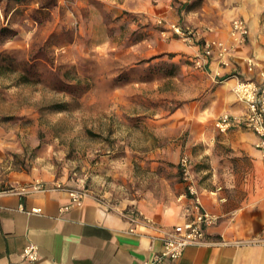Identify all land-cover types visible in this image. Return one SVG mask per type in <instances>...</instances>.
Listing matches in <instances>:
<instances>
[{"label":"rangeland","instance_id":"374dc122","mask_svg":"<svg viewBox=\"0 0 264 264\" xmlns=\"http://www.w3.org/2000/svg\"><path fill=\"white\" fill-rule=\"evenodd\" d=\"M207 2L0 0V180L64 176L115 205L174 200L180 161L173 173L151 150L163 118L220 83L186 49Z\"/></svg>","mask_w":264,"mask_h":264},{"label":"crops","instance_id":"0c3cea01","mask_svg":"<svg viewBox=\"0 0 264 264\" xmlns=\"http://www.w3.org/2000/svg\"><path fill=\"white\" fill-rule=\"evenodd\" d=\"M205 7L203 17L193 19L201 37L194 46L186 44L194 56L206 40H229L238 17L247 22L250 35L230 65L221 68L215 89L209 79L212 88L204 104L176 109L167 128L165 118L157 124L163 139L151 152L157 165L173 164V173L183 155L191 158L204 205L219 216L207 228V243L188 246L179 258L155 261L164 247V231L194 218L183 196L185 182H176L175 199L167 204L115 205L94 193L79 204L68 188L82 185L71 178L11 172L0 180V264H264V164L258 137L245 127L221 133L213 126L216 116L245 107L227 82L234 85L264 70V1L208 0ZM249 58L256 62L253 72ZM205 60L212 74L219 71L216 52ZM166 134L171 135L167 141ZM37 181L47 188L33 189ZM30 243L39 249V258L31 262L22 257Z\"/></svg>","mask_w":264,"mask_h":264},{"label":"built area","instance_id":"2783aa9c","mask_svg":"<svg viewBox=\"0 0 264 264\" xmlns=\"http://www.w3.org/2000/svg\"><path fill=\"white\" fill-rule=\"evenodd\" d=\"M172 28L178 34L184 35L185 32L181 26L176 23ZM201 31L190 32L186 39L190 42H196L201 37ZM250 35V28L243 18H236L232 22L230 30V39L227 41L210 39L202 45L203 53L199 54L196 62L199 66L207 68L209 65L205 58L211 57L215 52L218 57L219 68L227 67L231 63V57L240 44L247 42ZM248 70L253 72L256 62L249 58ZM220 72L218 71L217 74ZM237 97L245 104L244 110L240 113L224 112L215 120V127L221 132H227L235 127H245L252 130L258 137L256 146L260 151L261 159L264 164V70H261L258 76L239 79L233 87ZM183 180L186 183L185 198L190 200L189 212L194 213V218L183 223L175 225L173 228L164 231L162 237L163 250L156 256L155 261L161 263L165 258L176 259L182 256L185 249L190 245H203L207 243V228L217 223L219 216L206 209L201 194L197 187L195 177L192 171V161L188 155H184L180 160ZM61 187L62 185H57ZM35 190H45L47 187L42 181L33 184ZM68 190L73 200L82 204L84 198L90 194L84 186L69 187ZM41 208H34V212H41ZM22 257L26 261H36L39 258L38 245L30 243L26 246Z\"/></svg>","mask_w":264,"mask_h":264},{"label":"bare ground","instance_id":"6f19581e","mask_svg":"<svg viewBox=\"0 0 264 264\" xmlns=\"http://www.w3.org/2000/svg\"><path fill=\"white\" fill-rule=\"evenodd\" d=\"M227 85H228V87H230V86L233 87V86H234L233 83H232L231 81L227 82ZM152 210H153V209H152Z\"/></svg>","mask_w":264,"mask_h":264}]
</instances>
